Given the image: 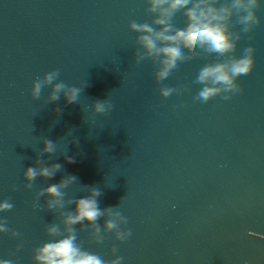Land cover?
<instances>
[{
	"label": "water",
	"instance_id": "95a60500",
	"mask_svg": "<svg viewBox=\"0 0 264 264\" xmlns=\"http://www.w3.org/2000/svg\"><path fill=\"white\" fill-rule=\"evenodd\" d=\"M145 9L144 0H0V201L13 204L0 214L8 228L0 257L32 264L56 222L36 193L75 177L66 201L96 188L101 208L128 220L117 231L135 233L124 240L102 233L97 244L80 226L78 242L106 260L264 264V4L260 24L238 44L237 55L255 49L252 72L237 81L241 92L206 104L195 100L193 82L217 57L193 49L199 54L161 84L151 63H135L127 26L150 22ZM54 70L58 82L84 87L77 103L46 104L49 89L31 98L35 79ZM181 85L178 95L158 93ZM97 100L111 105L103 117L88 109ZM41 139L57 151L42 156ZM37 160L61 168L26 189L24 170Z\"/></svg>",
	"mask_w": 264,
	"mask_h": 264
},
{
	"label": "clouds",
	"instance_id": "9594fccd",
	"mask_svg": "<svg viewBox=\"0 0 264 264\" xmlns=\"http://www.w3.org/2000/svg\"><path fill=\"white\" fill-rule=\"evenodd\" d=\"M146 14L150 22L128 24V31L135 35V63L149 62L154 68L153 80L161 84L174 78L181 68L199 53L207 57H217L215 62L205 64L198 72L194 84L199 86L195 100L208 103L217 96L230 100L232 95L241 92L237 81L249 75L254 66L253 47H247L240 55L237 48L243 35L253 31L260 24L257 10L264 0H144ZM187 23L175 26L177 15ZM238 29V30H237ZM193 49L199 50V53ZM59 71H50L37 77L31 84L29 95L33 100L41 98L44 89H49L46 104L64 99L66 105L79 101L84 87L68 86L59 79ZM184 86L161 87L158 93L162 98L178 95ZM91 115L103 117L111 110L108 100H97L88 105ZM57 113L60 109L55 110ZM40 154L49 155L57 151V144L48 139L40 140ZM67 164L75 162L68 157ZM60 164L45 166L37 160L36 165L26 168L23 179L25 188L30 189L36 180L51 181L60 170ZM75 177L47 184L36 193V200L43 199L44 208L56 217V222L45 229L46 242L32 252V264H128L124 258L106 260L89 252L78 242L77 229L86 225L94 243H100L102 233H115L116 240L134 236L131 230L117 231L128 223L116 208H101V192L96 188H85L79 198L65 200L64 189L73 183ZM13 207L8 200L0 201V214ZM68 209V210H65ZM104 218L101 225L99 221ZM8 232L6 222L0 219V234ZM13 237L17 233H11ZM0 264H14L8 258L0 257Z\"/></svg>",
	"mask_w": 264,
	"mask_h": 264
}]
</instances>
